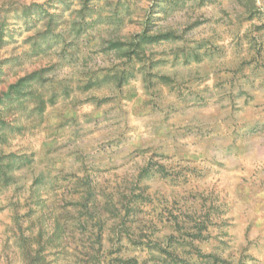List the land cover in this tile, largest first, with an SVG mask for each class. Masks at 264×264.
Instances as JSON below:
<instances>
[{
    "label": "clouds",
    "instance_id": "clouds-1",
    "mask_svg": "<svg viewBox=\"0 0 264 264\" xmlns=\"http://www.w3.org/2000/svg\"><path fill=\"white\" fill-rule=\"evenodd\" d=\"M0 264H264V0H0Z\"/></svg>",
    "mask_w": 264,
    "mask_h": 264
}]
</instances>
